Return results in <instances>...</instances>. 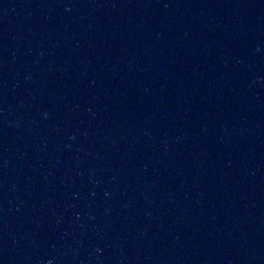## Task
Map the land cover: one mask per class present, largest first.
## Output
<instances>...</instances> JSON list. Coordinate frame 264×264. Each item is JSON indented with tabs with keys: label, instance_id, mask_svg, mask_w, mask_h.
<instances>
[{
	"label": "water",
	"instance_id": "water-1",
	"mask_svg": "<svg viewBox=\"0 0 264 264\" xmlns=\"http://www.w3.org/2000/svg\"><path fill=\"white\" fill-rule=\"evenodd\" d=\"M0 264H264V0H0Z\"/></svg>",
	"mask_w": 264,
	"mask_h": 264
}]
</instances>
